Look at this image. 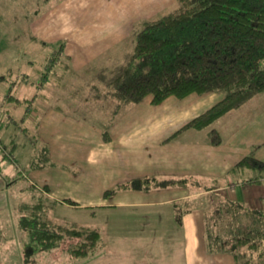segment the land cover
I'll return each instance as SVG.
<instances>
[{"label": "crops", "instance_id": "crops-1", "mask_svg": "<svg viewBox=\"0 0 264 264\" xmlns=\"http://www.w3.org/2000/svg\"><path fill=\"white\" fill-rule=\"evenodd\" d=\"M178 3V0H54L42 9L36 8L25 20L33 36L30 40L38 43L64 40L71 67L82 71L88 63L103 58L129 39L138 22L158 18L175 9ZM15 29L18 28L9 26L0 13V69L4 68L0 75L9 71L7 58L15 47L30 42L27 38L17 43L20 33ZM34 69L35 73L30 72L28 77L31 84L26 81L21 85L22 76H17L13 89L21 97L35 92L38 66ZM4 82L0 78V83ZM57 90L49 92L55 94ZM6 91L7 84L0 87V94ZM175 96L154 104L152 94H148L111 125L110 140L103 138L101 127L78 113L84 107L82 104L65 107L56 100L53 103L49 97L38 96L27 107L29 114L25 119L23 103L4 102L0 110L9 108V111L0 113V135L7 140L5 147L0 139V222H7L9 193L16 188L5 176L17 173L7 151L14 153L19 144L24 146L26 124L28 128L34 126L30 133L49 145L51 158L67 165L34 168L26 173L27 177L39 185H48L49 193L58 199L78 202L72 205L62 201L51 210V216L103 227L105 245L80 264H235L231 253L209 252L206 248L205 209L211 191L160 186L149 190L122 189L104 195L105 189L118 182L147 174L160 177L202 174L219 184L216 192L264 208V175L256 179L261 171L248 167L233 171L236 163L253 150L264 160V105L257 106V111L244 118L237 114L241 105L206 127L187 128L166 141L180 126L221 99L224 92ZM213 127L222 136L218 144L210 139L209 130ZM184 198H189L193 207L184 212L179 223L174 200ZM6 238L4 234L2 240ZM8 241L4 244L6 248Z\"/></svg>", "mask_w": 264, "mask_h": 264}, {"label": "trees", "instance_id": "trees-1", "mask_svg": "<svg viewBox=\"0 0 264 264\" xmlns=\"http://www.w3.org/2000/svg\"><path fill=\"white\" fill-rule=\"evenodd\" d=\"M178 2L172 11L138 22L129 39L117 48L119 50L122 46L123 51H118L123 55L121 58L115 53L85 68L92 73L90 78H94L91 85H87L91 86V95L83 93L85 100L101 97L107 103L92 108L87 105L77 111L83 118L102 128L105 140L111 139L109 129L119 116L148 94H152V102L157 104L170 95L183 97L191 92H224L221 99L171 133L168 137L171 139L187 128L210 125L264 90V0ZM40 45L36 55L40 54L43 60L39 59L38 62L37 57L30 59V63L41 66L37 69L36 89L32 95L21 97L13 89L18 80L14 71L17 60L10 65L7 73L0 75L7 84V91L0 94V106L4 102L23 103L25 119L29 114L27 107L38 96L49 97L54 103L56 94L53 93V98L45 93L49 80L54 79L67 87L65 84L70 75L81 74L70 65L64 40L54 43L40 40ZM13 52L18 54L19 49L15 48ZM23 75L20 81L31 84L32 81L28 79L30 72L26 71ZM69 92L70 97H74L86 91L75 87ZM5 111H9V108H3L0 113ZM23 129L26 142L33 144L28 164L21 168L17 163L14 176L5 174L10 183L16 184L9 203L18 212L17 224L23 233L20 240L23 264H38L43 255L54 252H64L80 264L105 245L103 227L75 220H59L50 215V211L62 201L72 205H78V202L52 196L48 185H38L26 173L34 168L67 165L53 160L49 145L39 140L35 133H30L28 127ZM209 135L214 144L222 140L215 127L209 130ZM7 154L17 162L12 150ZM3 155H6L5 151ZM241 167L261 171L256 179L264 175V160L255 155V150L244 155L233 171ZM202 185L197 175H145L118 182L105 189L104 195L109 196L122 189L149 190L160 186L200 187L204 191H211L204 223L207 250L229 252L234 256L235 264H264V208L250 206L216 192L219 186L217 182ZM23 191L30 194L28 198L16 193ZM174 207L176 219L181 223L184 212L193 206L189 198H184L174 200ZM3 237L0 226V241Z\"/></svg>", "mask_w": 264, "mask_h": 264}, {"label": "rangeland", "instance_id": "rangeland-1", "mask_svg": "<svg viewBox=\"0 0 264 264\" xmlns=\"http://www.w3.org/2000/svg\"><path fill=\"white\" fill-rule=\"evenodd\" d=\"M52 1H54V0H2V3L0 4V13H2L3 16L8 20L9 26L14 25L19 29V30L15 29L17 31V33L18 32L20 33V35L17 39V43H21L24 39H27V38L30 40L33 37V36L30 37V33L27 30L28 17L32 16L31 14L37 10L36 8L42 9L45 4L50 3ZM25 19H27V20H25ZM15 48L19 49V51L22 49L21 50L22 52L17 54V53L12 51L13 53H10V55L7 58L8 59L7 63L9 65H13L12 63L17 60V62L14 64L16 67L15 73H17V76H22L25 71H29V72H32V74H34L35 73L34 68H35V66H38V64L34 63L31 66L32 63H30L31 62L30 59L37 57L38 62H40V60L41 61L43 60V57H41L40 54L36 55L39 52V48H41L40 43H38L34 40H30V42L28 44H26L24 47L21 45L20 46L18 45ZM120 48L121 49H119V50L123 51L122 46ZM119 50L115 49V50L109 52L107 55H105L101 59H105V58H107V57H109L115 53H118ZM120 52L118 53L119 54L118 56L121 58V56H123V55ZM101 59H99V60H101ZM90 64L91 63H88V65H90ZM40 67L38 66V68H40ZM86 69L84 68L82 71H80L81 72L80 75H75V76L70 75L68 78V81L65 84L67 87H63V86H61V84L56 83V81L54 79L49 80L48 86H47L49 88V91H50V89L52 91L54 88H56L58 90L61 89L59 92H58V90L55 92V94H56L55 98H54V94L52 92H49L47 90L45 93H48V94H50V96H53L54 100H56L57 103L65 106V107H71V106H76V105L82 104V106L88 105L92 108L93 106L99 107L101 105H104L105 103H107V101L101 97L97 98V99L92 97L93 98L92 100H88L86 98L87 100H85L83 93H87V94L91 95V93H92L91 92V86H87V85L88 84L91 85V83L94 80V78H90L92 73L88 72L89 70H86ZM3 71H4V68L0 69V72H3ZM37 77L35 79H37ZM24 78H25V75H23L22 80H24ZM20 82H21V85H25V81H20ZM98 83H100V82H98ZM5 85H6V83L5 84L0 83V87H3ZM75 87H78L80 89V91H83V88H84L86 92L80 93L79 94L80 96L70 97L69 91H70V89H73ZM175 97L178 98V96H175ZM262 105H264V91L263 92L260 91V92L256 93L249 100H247L242 105V107L237 110V114L241 115L243 118L247 117L250 114H252L253 112L257 111V106H262ZM82 106L80 105V108ZM101 115L99 114V116H101ZM24 125L26 126V124H24ZM33 127L34 126H32V128ZM32 128L29 126V131L30 130L32 131ZM17 132H18L17 133L18 137H20L21 136L20 135V133H21V127L20 126L18 127ZM3 137L0 135V139L3 142V146L6 147L7 140H5ZM24 139H26L25 132H24ZM167 140H170V139H166V141ZM21 144L18 145L17 151L14 152V157L17 159L16 163H18L21 166V168H24L28 164L30 155H31L32 150H33V144H31L30 142H26V140H25L24 146H21ZM7 145L9 146V143H7ZM9 161L14 166L15 172H17V169L15 167V164H16L15 161H12V162H11V160H9ZM147 175H155V174H147ZM197 177H199V179L201 180L203 185L210 184L211 182L214 181V179L206 178L207 176L202 175V174L197 175ZM204 182H206V183H204ZM23 185H25L24 181H23ZM16 193L23 198H28L30 195V194H28L27 191L16 192ZM11 196H12L11 193H9V200L11 199ZM1 212H3V211H1ZM6 212L7 213L9 212L8 214H6L7 222L3 223L1 221L0 226L2 228V234H6V237H7L6 239H4L5 242L7 240H9V241L7 244V248L4 246V244H6V243H4V240L0 241V246H1L0 247V264H23L21 241H20L23 233L17 224L18 212L15 211L11 205L8 208V211H6ZM0 216H1L0 220H2V213H0ZM56 219H59V218H56ZM59 220H67V219H59ZM3 248H5V249H3ZM40 259H41V261L38 264H74V262H75V264H77V260L71 259L64 252L47 253V254L43 255L42 258H40Z\"/></svg>", "mask_w": 264, "mask_h": 264}]
</instances>
